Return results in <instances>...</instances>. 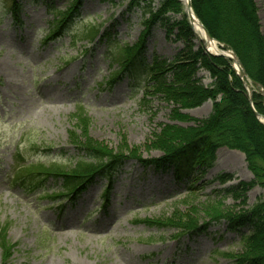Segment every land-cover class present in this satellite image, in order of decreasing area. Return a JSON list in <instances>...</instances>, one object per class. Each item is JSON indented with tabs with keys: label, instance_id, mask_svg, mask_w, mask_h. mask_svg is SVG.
Here are the masks:
<instances>
[{
	"label": "rangeland",
	"instance_id": "1",
	"mask_svg": "<svg viewBox=\"0 0 264 264\" xmlns=\"http://www.w3.org/2000/svg\"><path fill=\"white\" fill-rule=\"evenodd\" d=\"M75 1L21 0L20 26L0 7V226L9 224L8 238L16 245L5 264H234L223 253H242L241 236L247 227L232 230L224 222L189 239L178 238L180 228L150 226L145 220L166 221L178 212L203 223L219 201L225 208L241 209L242 197L226 191L253 178L239 151L219 149L212 168L204 174L195 168L181 178L174 166L156 169L127 162L115 174L109 206L105 194L100 196L108 183L106 178L98 179L94 189L79 194L78 200L62 198L56 204L47 194L60 191V183L48 181L46 194L43 189L30 190L12 182L15 149L22 133L28 132L53 147L52 153L45 156L28 153L31 160L69 163L77 156L69 139L70 129L81 133L73 116L79 104L91 117L87 131L94 145L123 155L136 150L145 159L162 156L161 151L147 144L163 127L195 125L193 120L178 119L176 112L199 120L212 112V100L182 108L162 91L151 90L143 96L141 82L145 77L140 69L133 77L120 81L121 93L116 86L106 87L110 73L118 69V64L107 57L108 44L98 39L85 53L86 42L73 43V33L80 31L85 22H95L102 26V33L112 34V42L134 44L143 36L145 11L150 4L132 7L130 1L79 0L73 9ZM255 3L264 36V0ZM151 6L157 11L160 0H154ZM180 7L183 13L172 11L153 27L142 59H164L165 73L168 61L172 62L185 45L191 43L192 50L180 57L183 60L201 47L211 54L207 43H201L191 26L182 23L189 17L183 2ZM54 9L70 11L72 18L60 38L46 40ZM206 11L208 20V12L211 17L219 14L208 4ZM225 59L233 68V61ZM195 70V79L204 87L216 79L200 60ZM165 75L169 80L172 72ZM223 173L233 179L219 183L216 178ZM192 183L193 190H188ZM93 191L97 197L92 202L88 195ZM245 196L246 206H252L264 200V189L256 186ZM82 200L90 209L79 208ZM62 222L70 223L69 227ZM0 264H4L1 251Z\"/></svg>",
	"mask_w": 264,
	"mask_h": 264
},
{
	"label": "trees",
	"instance_id": "2",
	"mask_svg": "<svg viewBox=\"0 0 264 264\" xmlns=\"http://www.w3.org/2000/svg\"><path fill=\"white\" fill-rule=\"evenodd\" d=\"M5 3V6H11L13 13L17 14L20 7L17 0H5ZM207 4L215 11H219L214 17L208 12L209 20L206 16ZM163 5L165 10L169 8L177 13L182 12L179 0H164ZM192 5L209 34L232 49L248 77L264 89V36L260 30L255 0H192ZM97 30L93 28L94 33ZM190 50L191 47L188 52ZM183 59H177L181 60L178 61L177 66L175 63L166 69L167 72H172L169 80L165 75L167 72L162 70L163 64L157 65L150 71L151 80L155 82L154 89L166 93L169 100L180 104L182 108L197 107L204 101L212 99L213 110L207 118L200 120L176 112L174 116L178 119L193 120L195 125L163 127L161 132L155 135L154 139L151 138L150 143L147 144V147L163 153L162 157L154 161H158L159 164H175L179 174L195 167L205 172L213 165L217 149L228 147L245 154L254 179L251 182H240L237 186H231L226 190L234 192L237 197H242L241 209L225 208V205L219 201L216 202V207H212L208 212L209 220L203 223L195 217L181 215L178 212L166 221L146 222L153 226L180 228L185 233L206 230L208 224L222 220H226L231 229L249 226L251 230L249 233H243L241 238L242 253H224V255L233 258L235 264H264V200L248 207L245 196V192L257 184L264 188V124L254 112L255 109L264 115V94L259 91L253 92V109L244 82L223 56H211L200 49L193 52L191 58ZM198 60L216 78L210 86L200 85L194 77ZM158 66L161 69H158ZM88 119L80 112L77 116V129L81 127V133L72 131L70 140L74 145L88 152L94 162H79L72 173L66 175L72 181H90L96 173L111 168L113 164H119L121 158L126 156L94 145L93 140L88 136L87 130L90 127ZM138 153L136 150H131L129 156L141 159ZM52 168L59 169L60 166L55 164ZM231 178L229 174H222L218 180L225 183ZM0 247L3 251H8L6 256H9L10 244L5 241L4 235H0Z\"/></svg>",
	"mask_w": 264,
	"mask_h": 264
},
{
	"label": "bare ground",
	"instance_id": "3",
	"mask_svg": "<svg viewBox=\"0 0 264 264\" xmlns=\"http://www.w3.org/2000/svg\"><path fill=\"white\" fill-rule=\"evenodd\" d=\"M122 1H124V0H122ZM129 1H134V0H129ZM189 1L190 0H183V3L187 9H188V5H189ZM187 14L191 20V24L193 26V31L195 32L197 37L201 40H204L208 44L209 50L214 51V52H220V50H218L219 48H218L217 42L209 39L204 28L201 26L199 19L195 16V14L193 12H190L189 10H187ZM221 52H223V51H221ZM230 56H231V54H230ZM235 65L238 69L239 68L238 63ZM238 71H239V69H238ZM70 74L73 76L74 71H72ZM119 92H121V91H119ZM262 121L264 122V119H262ZM245 163H247V162L245 161ZM223 174H229V173H223ZM241 182H243V181H241ZM253 187H250L249 189H252ZM88 197H89V199H93V197H95V194H92V195L89 194ZM65 225H66V227H69L70 224L65 222ZM246 227L248 228V226H246Z\"/></svg>",
	"mask_w": 264,
	"mask_h": 264
},
{
	"label": "water",
	"instance_id": "4",
	"mask_svg": "<svg viewBox=\"0 0 264 264\" xmlns=\"http://www.w3.org/2000/svg\"><path fill=\"white\" fill-rule=\"evenodd\" d=\"M191 8H192V4H191V2H189L188 9L191 10ZM201 25L203 26L202 23H201ZM203 28H204V26H203ZM204 29H205V28H204ZM205 31H206L207 35L209 36V38H211V36L209 35V33L207 32L206 29H205ZM240 76H241L242 78L246 76V73L243 71V69H241V71H240ZM256 86L259 87V84H256ZM250 100H252V95L250 96ZM257 116L260 117L261 115L257 113Z\"/></svg>",
	"mask_w": 264,
	"mask_h": 264
}]
</instances>
